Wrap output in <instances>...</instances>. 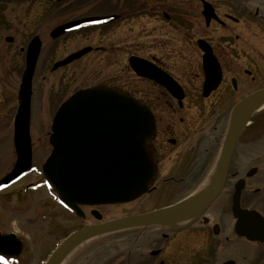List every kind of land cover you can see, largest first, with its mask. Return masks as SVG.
<instances>
[{"label":"flooded vegetation","instance_id":"1","mask_svg":"<svg viewBox=\"0 0 264 264\" xmlns=\"http://www.w3.org/2000/svg\"><path fill=\"white\" fill-rule=\"evenodd\" d=\"M11 1H20L26 6L39 5L47 10V15L55 16L60 24L90 16L117 18L110 24L92 28L100 36L101 45L87 46L91 51L85 56L97 54L100 65L101 81L89 87H112L126 91L145 106L153 126L146 151L154 178L148 191L136 200L145 199L144 203L147 202L151 208L129 215L174 206L203 189L206 182L211 181V188L215 185L233 108L246 97L264 89V0H96L105 8L101 15L90 16L79 14L81 8L70 7L77 0ZM124 22L131 27L126 31L129 41L121 44L120 37L124 32L120 31V27ZM201 42L206 44L211 61L217 65V69L211 72L217 83L205 95L203 85L207 73ZM22 49H19L20 55ZM77 51L79 49L70 54ZM122 59L125 67L121 70ZM71 64L55 69L52 65L51 71ZM136 70H143L144 75ZM41 71L44 72L43 69ZM121 71L128 78L126 86L121 83ZM39 75L41 72L38 74L35 71L37 79ZM6 88V83L0 81V103L5 101L6 95L4 97L2 93L6 92ZM68 97L55 107L57 98L54 94L53 99L45 104L42 102L40 106L44 105L42 108L46 113L45 105L51 102L53 118ZM226 166L217 195L198 218L181 223L178 228H147L159 231L162 241L154 242L158 246L149 251L147 249V253L144 250L141 255L135 248L129 254L131 257H121L112 264H264L263 109L251 115L235 139ZM40 182L27 183L22 188ZM5 190H1L0 194ZM237 190L239 209L252 213L244 216L243 226L249 229L248 235L254 236L255 240L236 231L237 219L232 209ZM34 191L36 189L31 192ZM54 196L48 191L49 199L63 214L82 222L67 236L84 226L103 223L101 212L97 209L100 206H80L78 216L60 207ZM87 217H90L88 222ZM196 243L203 246L202 251L195 248ZM244 247L256 254L240 256ZM184 252L194 253V258L188 263ZM225 254L227 257L217 260V256ZM137 257L142 260L137 262Z\"/></svg>","mask_w":264,"mask_h":264},{"label":"water","instance_id":"2","mask_svg":"<svg viewBox=\"0 0 264 264\" xmlns=\"http://www.w3.org/2000/svg\"><path fill=\"white\" fill-rule=\"evenodd\" d=\"M112 18L114 17H95L69 22L54 28L50 37L55 39L66 32L109 22ZM6 41L10 42L11 39ZM200 46L205 51V95L217 83L211 74L217 65L211 61V53L206 44L201 42ZM40 50L41 41L38 36H34L25 50L24 71L17 93L18 108L13 120L12 138L16 158L0 185L8 186L31 170V84ZM89 51L90 48H84L55 64L53 68L71 63ZM129 63L132 66L131 60ZM136 72L144 75L143 70ZM263 99L264 89L246 97L233 108L220 157L218 179L198 204L189 209H178L177 206L183 202L181 201L173 207L85 226L65 238L45 264H58L68 251L87 239L153 226L178 228L181 223H189L198 218L217 195L235 139L255 111L257 103ZM150 122L145 106L117 88L93 87L75 92L59 107L51 121V152L41 168L46 186L56 193L63 207L77 215H80L79 205L126 204L138 199L148 191L154 178L146 151L153 135ZM238 195L237 190L232 209L237 219L236 231L255 240L254 236L248 235L249 229L243 226L244 216L252 213L239 209ZM21 252L22 243L14 234H0L1 256L17 258Z\"/></svg>","mask_w":264,"mask_h":264},{"label":"rangeland","instance_id":"3","mask_svg":"<svg viewBox=\"0 0 264 264\" xmlns=\"http://www.w3.org/2000/svg\"><path fill=\"white\" fill-rule=\"evenodd\" d=\"M82 1L77 0L70 7L81 8L78 13L88 16L101 15L105 8L96 0ZM86 2L87 5H84ZM45 11L47 10L39 5L26 6L22 5L20 1L0 0V81L7 85V88L4 89L6 92L2 93L3 96L6 95V97L4 96L5 101L0 103V181L7 176L15 162L12 123L17 108L16 93L24 68V52L20 55L19 49L25 50L34 35L40 36L42 42V51L36 70V73L41 72V75L38 79L34 77L35 97H33L31 117L34 172L22 182L0 194V234L13 233L23 243L21 256L14 262H10L11 264H43L56 245L71 230L77 229L82 224L75 218L63 214V211L49 199L48 191L44 187L38 188L34 192L25 193L22 191L25 184L41 180V166L50 152L48 135L53 104L50 102L45 105L48 111L46 113L42 108L44 105L40 106V104L50 101L56 94V107L76 90L98 84L101 81L99 59L94 53L61 70L51 71L52 65L57 60L76 49L80 50L87 46L97 47L101 45V38L97 32H94L96 30L88 29L80 34H72L52 41L48 34L60 22H57L55 16L47 15ZM130 27L131 25L127 22L121 24L120 31L124 32L120 37L121 44L129 41L126 31H129ZM6 37L12 38V41L6 42ZM124 65L122 59L121 70L124 69ZM121 73V83L126 86L128 78L123 75V71ZM262 109L264 110V108ZM144 201L145 199L142 198L140 201L124 205L101 206L97 209L101 212L104 222L151 208ZM89 220L90 217H87V222ZM159 235V231L156 229L110 234L83 246L65 264H99L98 262L102 264L113 261L110 263L112 264L117 262V259L132 254L135 248L138 250V255H141L140 253H143L144 250L155 249L158 244L155 245L154 242L162 241ZM202 247L198 243L195 245V248H201L200 251H202ZM254 253L250 248L244 247L240 256ZM192 254L194 253L186 254L184 252L187 263L194 258ZM129 256L131 257V255ZM221 256H217L218 261L227 257L226 254ZM139 257L136 258L137 262L142 260Z\"/></svg>","mask_w":264,"mask_h":264},{"label":"bare ground","instance_id":"4","mask_svg":"<svg viewBox=\"0 0 264 264\" xmlns=\"http://www.w3.org/2000/svg\"><path fill=\"white\" fill-rule=\"evenodd\" d=\"M263 108L264 107V99L261 100L260 102L257 103L256 108ZM212 184L211 181L206 182V184L204 185V188L201 189L200 191L196 192L194 195H192L191 197H189L188 199L184 200L183 202H181L177 208L178 209H189L193 206H195L196 204H198L206 195V193L208 192V190L211 188ZM99 238V237H98ZM97 238H91V239H87L84 240L80 243H78L77 245H75L70 251H68L63 257L62 259L59 261L58 264H65L68 259H70V257L79 249H81L83 246L87 245L88 243L96 240Z\"/></svg>","mask_w":264,"mask_h":264}]
</instances>
